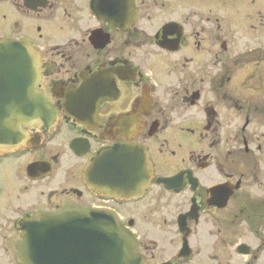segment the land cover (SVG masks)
I'll return each mask as SVG.
<instances>
[{
	"label": "flooded vegetation",
	"instance_id": "obj_1",
	"mask_svg": "<svg viewBox=\"0 0 264 264\" xmlns=\"http://www.w3.org/2000/svg\"><path fill=\"white\" fill-rule=\"evenodd\" d=\"M0 41L37 54L53 116L0 148V264L63 208L115 213L143 264H264V0H0ZM115 147L130 195L95 165Z\"/></svg>",
	"mask_w": 264,
	"mask_h": 264
},
{
	"label": "water",
	"instance_id": "obj_2",
	"mask_svg": "<svg viewBox=\"0 0 264 264\" xmlns=\"http://www.w3.org/2000/svg\"><path fill=\"white\" fill-rule=\"evenodd\" d=\"M40 72L39 58L28 44L0 41V110L27 108L25 114L0 113V148L13 149L23 143L25 136L21 126H38L53 121V116L47 113L50 106L46 98L33 89L40 79ZM3 87H15V94H10L15 102L4 100ZM26 91L31 94L25 95ZM25 97L28 103L24 101ZM120 149L115 147L100 152L95 165L104 169L106 156L111 157L112 162L115 161L112 164L115 172L112 187L120 192V183L126 181L128 188L137 183L134 191L129 188L127 195H130L144 188L148 181L140 174L137 178L132 176V161L123 159V155L119 157ZM144 165L145 162L136 163L135 170L142 172ZM95 168L94 163L87 166L85 179L88 180ZM123 170L128 173L124 179L120 176ZM20 230L18 264H143L134 236L112 212L63 208L56 213H36L24 221Z\"/></svg>",
	"mask_w": 264,
	"mask_h": 264
}]
</instances>
